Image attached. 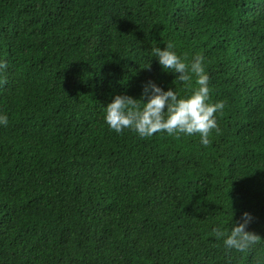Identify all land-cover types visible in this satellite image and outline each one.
Wrapping results in <instances>:
<instances>
[{
	"label": "trees",
	"instance_id": "16d2710c",
	"mask_svg": "<svg viewBox=\"0 0 264 264\" xmlns=\"http://www.w3.org/2000/svg\"><path fill=\"white\" fill-rule=\"evenodd\" d=\"M166 42L224 101L207 146L103 119L175 88ZM0 113V264H264V0H0ZM245 212L262 242L226 251Z\"/></svg>",
	"mask_w": 264,
	"mask_h": 264
},
{
	"label": "clouds",
	"instance_id": "9594fccd",
	"mask_svg": "<svg viewBox=\"0 0 264 264\" xmlns=\"http://www.w3.org/2000/svg\"><path fill=\"white\" fill-rule=\"evenodd\" d=\"M162 69L175 75V88L163 89L149 80L143 85L140 98L117 94L104 106L103 119L110 130L121 133L130 129L139 137H151L155 133H166L179 137L181 134L194 136L199 134L200 143H210L209 133L219 130L217 113H222L225 104L222 100L210 102V77L205 71L202 57L196 55L186 63L178 55L171 42L163 48L156 47L152 52ZM195 77L198 87L192 88L190 94L181 96L176 87L189 84ZM8 117L0 113V125H6ZM251 216L245 212L239 222H232L230 232L213 228L214 238L222 240L225 250L243 253L261 243V236L246 230ZM232 221V217H231Z\"/></svg>",
	"mask_w": 264,
	"mask_h": 264
}]
</instances>
